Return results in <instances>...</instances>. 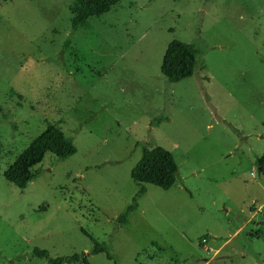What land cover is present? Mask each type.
Here are the masks:
<instances>
[{
    "label": "rangeland",
    "instance_id": "obj_1",
    "mask_svg": "<svg viewBox=\"0 0 264 264\" xmlns=\"http://www.w3.org/2000/svg\"><path fill=\"white\" fill-rule=\"evenodd\" d=\"M69 2L0 1V264H264V0H121L73 34ZM175 40L198 65L170 83ZM48 125L76 153L20 190L3 173ZM155 146L167 191L130 178Z\"/></svg>",
    "mask_w": 264,
    "mask_h": 264
},
{
    "label": "trees",
    "instance_id": "obj_2",
    "mask_svg": "<svg viewBox=\"0 0 264 264\" xmlns=\"http://www.w3.org/2000/svg\"><path fill=\"white\" fill-rule=\"evenodd\" d=\"M0 1L7 2L11 0ZM120 1L70 0L68 10L71 14L72 34L89 18L108 13ZM68 44L69 40L63 46L67 47ZM197 53L198 51L193 45L176 40L172 41L164 52L160 66L161 74L170 83H178L191 77L198 65ZM48 153L54 155L58 160H67L76 153V149L69 138L65 137L54 126L48 125L3 173L5 180L20 190L26 188L28 184L37 178L38 172L35 171V167L42 162L44 156ZM256 166L264 177V153L257 159ZM177 174V165L169 152L158 146L151 149L143 147L141 157L131 169L130 178L138 187L149 184L167 191L176 183ZM144 192L142 189L136 192L124 213L117 217L116 222L118 224H125L128 216L137 210L138 199L141 198ZM88 237L94 243L91 251L92 255L103 253L108 260H113L103 243H98L91 236ZM33 256L46 259L47 264H78L80 262L89 264L86 256H83L82 259L77 255L50 259L47 252L39 249L33 250Z\"/></svg>",
    "mask_w": 264,
    "mask_h": 264
},
{
    "label": "water",
    "instance_id": "obj_3",
    "mask_svg": "<svg viewBox=\"0 0 264 264\" xmlns=\"http://www.w3.org/2000/svg\"><path fill=\"white\" fill-rule=\"evenodd\" d=\"M257 172H258V174L260 175V170H259V169H257Z\"/></svg>",
    "mask_w": 264,
    "mask_h": 264
}]
</instances>
